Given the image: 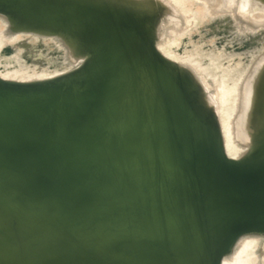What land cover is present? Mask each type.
<instances>
[{"label":"bare ground","instance_id":"6f19581e","mask_svg":"<svg viewBox=\"0 0 264 264\" xmlns=\"http://www.w3.org/2000/svg\"><path fill=\"white\" fill-rule=\"evenodd\" d=\"M18 1L19 0H0V7L5 8V10H2L1 8L0 10L6 11L11 7L13 8L14 4H17ZM45 1L47 0H39V6ZM55 1L56 0H52V5L48 6V8H51V10H53V13L55 12V14H58L59 10L58 7H56L55 5ZM85 1L90 3L88 0ZM188 1L189 0H133V2L137 5H153L155 8L159 9L164 15L165 13L162 12V10L168 7V10L170 12L167 13L168 15L169 13H172L170 18L173 19L174 22L172 24L171 21H167L168 19L166 20L164 18V20L161 17V20L165 22L163 23L161 20L160 21L164 24H162V26L165 27L170 24L169 22H171L173 26H176L174 25V23L178 20V18L179 20L181 19V24H179V21V23H177L179 26L182 24H184V26L185 24H188L189 26L196 25L203 19L202 12L204 10H207L206 14H209L210 12V15H218V13L224 11L231 12L235 18L234 20H236V23L237 21L238 23H241L240 25L238 24L239 26L245 24V26H248V28L251 27V30L253 28L252 31H254V27H258V25L259 27L260 25H264V13L252 16L238 15L236 10V2H232L234 0H230L229 4L228 2L226 4V1L224 0H201V2L203 1V6L198 8L196 11L192 10L187 5ZM86 2L83 3V6H86ZM256 2L264 3V0L254 1V3ZM251 9H254V5L251 6ZM176 12L181 15V18L176 14ZM93 13L96 15L95 18H97L98 21V23L95 24L94 32H96V35L98 36L99 46L101 47V50L104 51L105 49H107L109 41L111 40L113 42L112 45L116 47L114 61L110 63L113 64L112 71H108V69L106 68V66L108 65H103L102 69L100 68V78L96 79L97 82L102 85V88L100 90L95 91L94 94V104L96 105L94 106L96 109V121L98 125L106 126L110 121V113L113 110V106H118L119 102L121 101H125V103L131 102V98H133L131 96L132 93L137 94V96L139 97L138 99H141L143 101V105L145 108L151 106L152 109H157L156 104L159 103L160 99L162 100L163 90L166 88L167 90H172V85H174V77L171 76L170 70L167 68V66L169 65V62L167 60L176 62L177 66L190 73L192 79L198 85L202 96H204L203 100L213 113L214 120L217 125L215 127L216 129H213V126H211L210 124V120L203 117L199 113L198 109L192 105L191 101L189 100L190 95L185 88L184 90H182L179 87L178 89H174L173 87L174 90H178V92H180L182 96V101L178 100L173 103L172 106L171 104L170 106H165V109L161 112L162 115L159 114L162 117V119L160 120L163 122L160 121V123H158V118L160 117L157 118V121L155 120V125L151 122L154 127L157 126V123L160 127H162L160 124L163 123L164 127L162 128H165L167 130L162 129L161 131L160 127L157 126L156 128L159 129H155L154 131H152V127L147 125L152 129L149 132L151 133L150 136L140 138L132 142L129 141L122 143L120 147L122 151L127 150L129 146L142 143L149 146V156L156 157V154H159V152L161 151L162 153L160 154L164 153L165 155L163 154V157L165 156L164 158L169 159V165H162V162H159V164L154 163L155 167H150L153 166L150 164H144L143 166H140L139 170H137V172L135 173V178H133L130 183L131 188L134 192H149L156 195L158 197V200L156 201L155 210L158 212L162 211L164 205L169 204V201L178 191L183 194L184 200H192L194 204L205 208V210L207 211L208 218L210 219L211 224L213 225L211 228V239L209 242H207L208 244L204 246L203 250H197V253L195 252L196 254L191 256L190 259L187 260L188 262H186V264H213L214 255L216 256L217 253H220V251L223 250L224 247H226L229 242L228 237L229 235H231L232 232H235V229L240 232L245 226L247 228V226L250 227L256 222H264V153L259 157L258 160L259 162H261V174L260 172L259 174L255 173L254 170H256V168H253L252 170L250 166L246 167L251 170L242 169L245 167H242V164L238 162L240 161L238 160L239 158L243 159L242 157H244L245 160L246 154L251 152V150L255 149L258 143H260L264 139V59L261 58L264 53H262L263 55L259 57V62L255 60L256 65H254L253 68L248 67L249 69L247 68V71L243 72L240 77L233 79L232 83H228L229 79H225L226 81L222 80L223 78H225V71L224 73L222 72L223 78L221 74V80L218 83L217 90H213V93L210 90L211 93L210 91L209 93L211 94V97L210 99H208L205 95L209 93L205 91V88L210 85H206V81L204 82L203 79H201L202 76L199 77L200 71H198V75L194 73L196 72L194 70H197L195 65L197 64V68H199V70H202L206 76H211V78L213 77L212 80L215 79V81L213 82H217L218 75L213 70L220 69V63L218 61L213 60V62L206 67L198 63H195V65H193L194 59L192 58V55L188 56L186 61H183V59L181 61L179 59V56L173 54L172 50H170V46L175 42L170 37H173V35L170 34L169 36H167L169 32H166V30L169 28L170 30L168 29V31H172L171 33H178L180 35L187 25L184 28H181V31L177 28L179 32L175 33V27L173 28L171 24V26L169 25L170 27L168 26V28H165L161 27V23H158L160 24V26L158 25V27L156 28L152 48H149L148 46L141 47L138 43L139 32L136 28H134L133 24L129 25L125 22L124 16H120L118 18L117 21L119 23V30H116L114 36L110 37L109 35L106 36L107 33L104 30V27H106V25L104 22H109V19H111L112 16L108 15L107 12H104V10L98 8H96L95 12L93 11ZM173 13L175 15H173ZM7 14H11L9 15L11 16L10 18H12L11 20H17V18L20 16L19 18H22L21 20L26 23H22L25 29H39L38 27L41 26L39 22L42 20H39V18H34L31 15L27 17L28 13H25L22 10L14 11V13L7 11ZM160 16L163 15L161 14ZM175 16H177L178 18L176 17V19ZM2 17H0V19ZM93 18L91 19L93 20ZM11 20L5 21L7 22V24H11L9 23L11 22ZM114 21H116V19ZM167 22L169 24H167ZM242 22L244 23L242 24ZM189 26H187V28ZM96 27L98 28L96 29ZM244 27L242 26V28ZM11 29L13 33L12 35L9 34L8 36L6 31H3L4 33H1L2 35L0 34V46L6 43L5 41L7 39L11 40L14 36L16 37V35L18 34V32L13 31L12 25L10 30ZM188 29H190V27ZM121 32L123 35H120ZM3 37L7 39H5L4 41ZM84 53L86 54V51H84ZM66 56L68 58V55ZM85 58H87V56H85ZM74 59L77 60L80 58L76 57ZM187 62L190 63L188 64ZM253 62L254 60H252V64ZM146 63H148L150 71H147L148 69L146 67ZM85 66L86 65L84 64L82 67L86 68ZM251 66L252 65H250V67ZM194 67L195 69L193 70ZM7 73L9 72L6 71L5 74ZM111 73H113V75ZM9 74H12L11 78L8 77L9 75H5L6 77L2 78L5 80L7 85L2 84V81L0 80V90L4 87H10L4 88L8 90H20V88L26 86L38 87L48 85L50 83H56V86L63 87L65 85L63 81L68 75V73H65L62 76L57 73L41 72L32 74V79L34 78V81L29 79L31 80V82L27 80L28 83H25V80L23 83H19V80L14 79L23 78V73L14 70L10 71ZM28 75L29 74H27V76ZM110 77H114V79H116L113 85H108L107 83ZM204 79H206V77ZM123 81L125 83H123ZM215 86H217V84ZM204 92L206 93L203 94ZM1 93H4V91H1ZM31 102L32 101L30 100V98L23 94H11L8 97L5 96L2 99L0 98V106H8L7 108L12 107L17 103L18 106L28 108ZM189 111L191 112L189 113ZM195 118L198 121L194 120ZM201 129H204L206 131L202 132ZM199 132L203 134L205 133V135L200 134L199 137L195 138V135H198ZM92 137L94 138V135L89 136L88 142L91 140ZM169 140L171 142V145H169L168 148L165 147L167 150H162L163 144H166ZM34 153H38V155L42 158L50 157L54 159L50 145L42 140L14 141L0 138V159L7 160L13 166L15 162L17 164L14 166L15 168L17 166L23 167L24 164L28 163L27 157L29 155H33ZM146 156L148 155L144 153L140 156L133 155L132 160L135 159L139 161H145L144 159L146 158ZM230 157L233 159H231ZM130 159L123 158L124 162L127 161L128 163H130ZM236 159L238 161H236ZM109 164L111 163L109 162ZM59 165L62 167V170L58 186L62 189L61 179L66 173V167H63L61 164ZM255 166L257 165L255 164ZM151 169H153L154 171L152 172ZM259 169L260 168L258 167L257 171H259ZM23 175L25 176V174ZM187 175L189 178L192 179V188H188L185 186L184 177ZM196 176H198V178H203L202 182L205 187H209L213 183V181L217 182L218 184L224 185L220 186L221 189H218L217 191L220 192V190H225V193L223 195L217 194L207 199L202 197L198 194L199 189H202V186H199V183L196 180ZM38 190L46 191L47 188L45 187V184H43L42 186L38 187ZM212 192H214V190ZM60 193H63L62 190L58 194ZM181 201L183 203L182 199ZM181 207H183V204ZM236 207H242L243 209H237V211L235 210ZM112 210L114 211V209L111 208L105 210L111 220L114 219L112 215ZM118 210L119 209H115L116 212H118ZM76 213L87 214V217L90 216L88 211L83 208L82 210H79ZM96 223H100V227H98V229L94 231L95 233L99 234L103 231V228L101 227H103V224H105V222L104 220H96L94 224ZM237 226L244 227L241 228L242 230H240L239 227L238 229L236 228ZM174 228L172 226V230H175ZM167 229L168 226L166 225V223L165 225H161V230L163 231V233L166 234ZM123 230V227L118 228V232H121ZM151 232L148 231V233ZM238 232L236 233L238 234ZM144 234H147V232H145ZM254 235L246 237L244 236L241 241L238 240L241 243L238 242V246L236 248L234 247L236 250H233L234 253H232V256L230 255L231 257L229 256V259L224 256L221 264H256L257 262H260L261 259L259 258V256H263L264 258V254H262L264 253V251H262V253L260 254L258 253L257 248L261 245V242ZM69 238L70 236L66 235L64 240H66L67 242L69 241ZM260 238H262L261 235ZM191 242L193 243V241ZM148 243L149 242L145 240L139 243V245L146 246ZM167 243L176 244L173 241L170 242V240L168 242H164V244ZM97 246L101 248L102 251H104L105 253L110 254L112 251L108 246H101L99 244ZM257 253L259 254V256H257ZM243 254L246 255L243 256ZM3 255L5 256V254L2 253L0 256L1 259L3 258ZM208 257L209 259L206 260ZM17 259L18 258H16L15 260L16 262H14L13 260L14 264H20L18 262L19 259ZM3 260L5 261V258H3ZM9 260L10 258L6 260V264L13 263L12 261L8 262ZM0 262L3 264L1 260ZM162 263L164 264V262ZM260 264L262 263L260 262Z\"/></svg>","mask_w":264,"mask_h":264},{"label":"rangeland","instance_id":"374dc122","mask_svg":"<svg viewBox=\"0 0 264 264\" xmlns=\"http://www.w3.org/2000/svg\"><path fill=\"white\" fill-rule=\"evenodd\" d=\"M51 1L52 0H47L41 3L38 8L41 9L42 7L51 6ZM69 1L71 3H78L77 0ZM98 1L105 3L109 8H112L113 10L122 11L125 14L129 15L133 20L134 28H136L139 32L138 43L144 44L149 48H152L156 28L158 27V25L160 26V24L158 23H161V27H165L162 26L165 21L163 22L161 20V17L163 19L165 18L166 20L168 19L167 21H171L172 24L174 22V20L170 18L172 13H169L170 16L167 13L170 12L168 10V7L165 8L166 10H162V12L165 13L164 15L159 9L155 8L153 5H137L133 2V0ZM224 1H226V4L227 2L228 4L230 3V0ZM254 1L257 0H234L232 2H236V10L238 15L252 16L264 13V3H254ZM202 3L203 1L201 2V0H189L187 5L192 10L196 11L198 8L203 6ZM252 5H254V9H251ZM95 7L104 10V12H107V14L111 15L112 17L114 16V14L109 9L107 10V8L99 6ZM58 10L59 12L58 14L56 13L57 15L67 17L66 21L68 22L67 24H69L68 26L79 24L81 22L78 21L80 17L79 14H84V11L82 12L81 9H78L74 5L58 7ZM204 11L202 12L203 19L198 24L193 26L185 24V26H189L190 29H188L189 27L187 28L186 26L188 30L186 28L183 29L180 35L177 33L179 32L178 29L180 30L185 26L184 24L180 26L177 24L181 21V19L179 20L177 16H175V18L177 17L178 20L175 21L174 25L179 27L173 26L171 22H169L173 28L175 27V33L177 34L171 33L172 31H168V26L170 25L168 22L167 24L169 25L165 27L168 29L165 30L166 32H169L168 35L166 33L167 36H169L170 34L173 35V37H170L175 43L170 46V50H172L173 54L179 56V59L181 61L182 59L183 61H186L187 57L192 55V58L194 59L193 65H195V63H198L206 67L209 66L210 63L213 62V60L218 61L220 63V69L213 70L218 75L217 82H213L215 81V79L212 80L213 77L211 78V76H206L202 70H199V68H197V64L195 65L197 70H194L195 67L193 68V70L197 72L194 73L196 75L200 73L199 77L202 76L201 79H203L204 82L206 81V85L209 84L211 86V89L210 86H207L209 88L206 87L207 89L205 88V91L209 93V91L211 90L213 93V90H217L218 88V83L221 80L222 72L224 73L225 71V78H223L222 74V80L229 79L228 83H232L233 79L240 77L243 72L247 71L248 67L253 68L254 65H256V61L259 62V57H261L263 55L262 53H264V25H260V27L258 25V27H254V31H252L253 28L251 30V27L248 28V26H245V24L239 26L241 23H238V21L236 23V20H234L235 18L231 12L224 11L218 13V15H210V12L209 14H206L207 10L205 12ZM174 13L173 15H175ZM161 14L163 16H160ZM176 14L181 18V15H179V13L176 12ZM1 15L4 16L2 17ZM9 15L11 14H7V11L0 10V17H2L0 19V34H3V31H6L8 36L9 34L12 35V29L10 30L11 25L13 31L18 32V34L16 35V37L14 36L11 40H8L7 38L3 37V40L5 41V39H7L8 42L6 40V43L0 46V75L2 74L0 76V80L2 81V84L7 85L5 80L2 78H5V75H9L8 77L11 78L12 74L10 75L9 73L10 71L14 70L23 73L26 78L25 79L24 76V79L13 78L14 80H19V83H23L25 80V83H28L27 80L34 79H32V74L41 72L57 73L63 76L65 73H69L72 69L79 67L82 64L83 60H85V56L88 55L87 50H85L83 46H81V44L78 43L77 40L69 33L62 31L58 33H50L40 28L25 29L22 23L17 20H11L12 18H10L11 16ZM112 17L111 19H113ZM111 19L109 20L112 21ZM5 20H11V22H9L11 24H7ZM91 20L92 19L88 16L82 18V22L80 23L81 27H93V24L91 23V25L89 22ZM243 23L244 22H242V24ZM179 24H181V22ZM105 25L106 27H104V30L106 33H108L107 26L109 25V22L106 21ZM238 26L241 30L238 28ZM242 26L245 27L242 28ZM120 35H123L122 32L120 33ZM84 51H86L87 55L84 53ZM66 55H68V58ZM76 57H79L80 59H74ZM261 58L264 59V55ZM74 60L76 62L78 60L79 61L76 63ZM252 60H254L255 64L254 62L252 64ZM167 61L169 62L167 68L170 70L171 76L174 77V75L172 74L173 72L177 77V79L174 77V85H172V89L173 87L174 89H178L179 87L180 89L184 90V88H182L183 84L192 99L193 105L198 109L200 114L205 118H214L212 111L209 109V107L203 100L204 96H202L198 85L192 79L190 73L177 66L176 62L169 60ZM250 65L252 66L250 67ZM6 71H8L9 73L5 74ZM198 71L200 72L198 73ZM27 74L29 75L27 76ZM205 77L206 79H204ZM31 80H29V82H31ZM125 82L123 81V83ZM177 82H179L181 85ZM216 84L217 86H215ZM60 87L61 86H56L55 89L59 88L61 93L69 92L72 95H75L77 92L76 90H72L66 86H63L61 88ZM206 92H204L203 94H205ZM210 93L205 95L208 99H210L211 97ZM131 96L133 97L131 98V102L125 103V101H121L119 102L118 106L116 105V108L115 106H113V110L110 113V119L113 115V112H115V109L119 110L121 113L138 111L144 114V116H147L146 113L152 110V107L149 106L145 108L143 105V101L141 99H138L139 97L137 96V94L132 93ZM95 106L94 111H96ZM156 106L157 110L160 111L158 112V114L162 115L161 112L163 110L161 111V109L163 108V104L161 103V99L159 103L156 104ZM160 119H162L161 116L160 118H158V123H160ZM155 120L157 121V118ZM155 120L154 122L151 121L154 125L156 124ZM151 122H149V124L147 125L152 127L153 130L149 126L146 127V129L150 128V130H148L149 132L151 130L154 131L155 129H157L156 127L159 126V124L157 123V126L154 127ZM160 125L164 127L163 123ZM162 127H160L161 131L163 129ZM163 130L167 129L164 128ZM201 131L205 132L206 130L201 129ZM200 134L203 133L199 132L198 135H195V138L199 137ZM150 135L151 133H148V135H146L145 137H148ZM203 135H205V133ZM167 143H164L165 145L163 144L162 150H167L165 147L168 148L169 145H171L170 140ZM88 145L92 154L95 157L102 159L107 164H109L110 162L111 164L109 165L111 166V168L116 173H118V175H121L119 176V180L121 181L120 183H122V186L121 184H119L121 187L118 186V188H112L111 185H115L116 183H112L111 179L113 176L110 175L105 177L103 180H99L93 184H90L88 188H90L92 192L100 194V198H102V200L106 202V209L111 208L114 209V211L115 209H119L118 212H114L112 210V215L114 217L112 221H114V223L116 224H122V226L119 225L117 228H108L105 223L103 224V227H101L103 228V231L97 234L94 230L100 227V223H91L88 220L89 217L86 216L87 214L76 213L77 211L82 210L81 207L75 206L71 209H64L63 211H61L62 213L60 221L55 224L57 226V229L54 231L55 234L52 233L53 235H55V239H53L54 241L52 239L48 241L49 244L47 246L50 249H56L60 252V254L58 253L55 261L51 262L50 264H163L162 262H164V264H186V262H188L187 260L197 253V250H203L204 246L208 244L207 242H209L211 239V228L213 226L211 224L210 219L208 218L207 211L205 210V208L194 204L192 200H184L183 194L178 191L169 201V204L164 205L162 211L158 212L155 210L156 201L158 200V197L156 195L149 192H134L131 188L130 183L133 178H135V173L137 172V170H139L140 166H143L144 164H150L153 165L150 167H155L154 163L159 164V162H162V165L170 164L169 159L164 158L165 156L163 157L164 153L160 154L162 153L160 151L159 154H156V157L149 156V146L142 143L129 146L127 150L121 151L120 147L122 143L105 144L97 141L93 137L89 141ZM143 153L148 155L144 159L145 161H139L135 159L132 160L133 155L140 156ZM263 153L264 149L250 158H248L247 156V158H245L244 160V157H242L243 159L239 158L238 160L240 161H238L237 159L236 161L241 163L242 167H245H241L242 169L253 170V168H256V170H254L255 173L259 174L260 172L261 174V162H259L258 160ZM123 158H131L130 163H128L127 161L124 162ZM27 160L28 163L24 164L23 167L17 166V170L20 173L25 174V176L29 178L32 182H34L36 186L39 187L45 184L47 190L41 191L43 192L44 196L47 197V200L48 198H52L53 200H55V197H59V195L61 194L58 193L61 191V188L58 186V182L61 175L62 167L54 159L50 157L42 158L38 155V153L29 155L27 157ZM255 164L257 166H255ZM15 165L17 164L14 162V166ZM246 166H250L251 169H248ZM258 167L260 168L259 171H257ZM151 171L153 172L154 170L151 169ZM196 177L198 183L200 181H203V178H198V176ZM220 186L224 185L218 184L217 182L213 181V183L209 187H205L202 189L200 188L198 194L206 199L211 198L212 196L217 194L223 195L225 193V190H220V192L217 191L218 189H221ZM213 190L214 192H212ZM126 198L133 200L128 204L123 203L121 201H117L118 199L124 200ZM181 199L183 200V203ZM182 204L183 207H181ZM241 208L242 207H236L235 210ZM165 223L168 226L166 234L163 233V231L161 230V225H165ZM254 224H252V226L250 227L247 226V228L264 227V222H256ZM170 225H172L173 228H177H174L175 230H172V226ZM119 227H123L124 230L118 232ZM238 227L240 228V230H242L241 228H243L244 226H237L236 228L238 229ZM245 228L246 226L243 228V230ZM148 231L152 232L148 233ZM242 231L238 232L235 229V232H232L231 235H229L228 244L226 245V247H224L223 250L220 251V253H217L216 256L214 255L213 264H221L224 256L227 258L230 255L232 256V253H234V251L236 250L235 248L238 246V242H240L244 236H253L255 234L254 236H256L261 242V245L257 248L258 253L260 254L262 253V251H264V233H251L239 236ZM145 232H147V234H144ZM236 232H238V234ZM53 235L51 236L53 237ZM66 235L70 236L69 241L67 242L66 240H64ZM260 235L262 236V238H260ZM145 240L149 242L146 246L139 245V243ZM169 240L170 242L173 241L176 244H164V242H168ZM191 241H193V243ZM98 244L101 246L104 245L110 247V250H112L111 253L108 254L102 251V249L97 246ZM232 247L235 248L233 249ZM226 249H229V251L226 252ZM4 252V249L0 247V256L2 253L5 254ZM15 254L18 255L16 257L19 259L17 260L20 264H40L41 262L39 260L40 257L37 258V254ZM259 254L257 256H259ZM245 255L243 254V256ZM2 257L5 258V261L3 260V258L1 259V257L0 260L3 262V264H6V260H8V258H6L4 255ZM259 258L261 259L260 262L264 264L263 256H259ZM208 259L209 257L206 260ZM13 260L14 262H16V258L13 257H11L8 262H13ZM14 262L11 264H14ZM260 262L255 263L260 264ZM0 264L2 263L0 262Z\"/></svg>","mask_w":264,"mask_h":264},{"label":"water","instance_id":"95a60500","mask_svg":"<svg viewBox=\"0 0 264 264\" xmlns=\"http://www.w3.org/2000/svg\"><path fill=\"white\" fill-rule=\"evenodd\" d=\"M38 1L19 0L13 8L11 7L12 9L6 11L14 13V11L22 10L28 13L27 17L31 15L34 18H39L42 21L39 22L41 26L38 28L47 32L58 33L62 31L69 33L87 50L88 55L79 67L68 73L63 81L64 86L77 91L75 95L69 92L61 93L59 88L55 90L56 83L38 87L26 86L20 90L4 89L10 87H4L0 90L1 99L11 94H23L32 101L28 108L18 106V103L9 108H7L8 106H0V138L14 141L42 140L50 145L53 158L63 167H66V173L61 179L63 193H60L59 197H55V200L52 198L47 200V197L41 190H38V186L34 182L20 173L10 162L0 159V247L4 249L6 258H17L18 255L15 253H33L40 257V264H50L55 261L60 252L56 249H50L47 246L48 241L55 239V235L52 233L57 229L55 224L60 221L61 211L64 209L79 206L92 216L88 218L91 223L96 220H104L108 228L122 226V224L114 223L108 217L107 212H105L106 202L100 198V194L92 192L88 188L90 184L103 180L108 175L113 176L112 183H116L111 185L112 188H118L119 184L122 186L119 180L121 175H118L109 164L92 154L88 145L89 136L94 135L97 141L105 144H121L145 138L149 133V128L146 129L147 124L160 117L158 114L160 111L152 109L146 113L147 116H144L138 111L121 113L115 109L106 126L98 125L94 111L95 98L93 94L100 90L102 85L96 79L100 78V68L102 69L103 65H108L106 68L109 72L112 71L113 64L110 63L114 61L116 47L112 45L111 40L108 48L104 51L101 50L98 36L96 32L94 33L95 24L98 21L93 11L96 10L95 6H99L109 9L114 14L115 18L113 16V20L109 21L107 26L108 33L106 36L109 34L110 37L114 36L116 30H119L117 20L120 16H124L125 22L129 25L133 24V20L124 12L113 10L98 0H88L90 3L85 0H77L78 3H71L69 0H56L55 5L57 7L74 5L82 12L84 11L83 15L79 14V22H82V18L85 16L94 17L93 20L89 21L94 27H81V22L68 26L67 17L53 13V10L48 7L39 9ZM85 2L86 6H83L82 3ZM0 8L5 10L3 7ZM19 17L17 20L26 24ZM115 19L117 22L114 21ZM139 45L141 47L146 46L144 44ZM84 64L86 68L82 67ZM146 67L147 71H150L148 63H146ZM111 74L113 75V73ZM172 74L177 79L173 72ZM115 81L114 77H110L107 83L113 85ZM182 86L185 88L183 84ZM164 90L161 111L165 109V106H170V104L172 106L178 100L182 101V96L178 90H167V88ZM189 100L192 103L191 97ZM207 119L210 120L211 123H209L214 129L217 126L214 118ZM263 149L264 139L258 143L255 149L247 153L246 158L247 156L248 158L254 156ZM184 180L185 186L192 188L193 182L188 175L184 177ZM199 186L205 188L201 181ZM132 200L126 198L117 201L128 204ZM251 233H264V227L245 228L239 236ZM225 251L227 252L229 249Z\"/></svg>","mask_w":264,"mask_h":264}]
</instances>
